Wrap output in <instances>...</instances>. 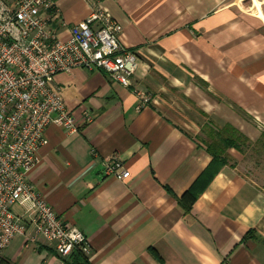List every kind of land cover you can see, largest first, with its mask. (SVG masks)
Returning a JSON list of instances; mask_svg holds the SVG:
<instances>
[{
  "label": "crops",
  "instance_id": "crops-1",
  "mask_svg": "<svg viewBox=\"0 0 264 264\" xmlns=\"http://www.w3.org/2000/svg\"><path fill=\"white\" fill-rule=\"evenodd\" d=\"M54 2L50 26L61 39L92 12L88 0ZM102 4L122 25L138 68L128 87L100 70L55 76L76 128L46 129L29 183L87 237L92 264H264V0ZM229 128L244 143L226 150L228 163L185 212L178 199ZM112 155L128 179L104 173ZM27 207H12L25 232L0 264H63Z\"/></svg>",
  "mask_w": 264,
  "mask_h": 264
},
{
  "label": "built area",
  "instance_id": "built-area-1",
  "mask_svg": "<svg viewBox=\"0 0 264 264\" xmlns=\"http://www.w3.org/2000/svg\"><path fill=\"white\" fill-rule=\"evenodd\" d=\"M88 1V18L70 26L69 36L61 39L50 26V14L57 13L54 0H0V254L25 232L22 217L12 212L16 204L28 206L36 234L54 244L60 258L76 249L89 252L87 237L64 222L27 178L48 142L46 129L53 124L76 128L52 85L57 74L100 70L128 87L138 68V55L122 43V25L102 0ZM58 24L67 26L60 19ZM104 173L117 180L130 177L117 155L106 160Z\"/></svg>",
  "mask_w": 264,
  "mask_h": 264
},
{
  "label": "trees",
  "instance_id": "trees-1",
  "mask_svg": "<svg viewBox=\"0 0 264 264\" xmlns=\"http://www.w3.org/2000/svg\"><path fill=\"white\" fill-rule=\"evenodd\" d=\"M243 136L234 128H229L227 131L221 132L216 136V141L210 143L208 150L212 155V161L208 168L202 172L199 178L192 184V186L178 199V202L184 208L185 212L191 210L192 204L198 197L201 189L211 180L213 175L225 164L228 163L226 150L228 148H241L244 143ZM63 264H92L87 255L82 251L76 249L67 257L62 258Z\"/></svg>",
  "mask_w": 264,
  "mask_h": 264
},
{
  "label": "rangeland",
  "instance_id": "rangeland-1",
  "mask_svg": "<svg viewBox=\"0 0 264 264\" xmlns=\"http://www.w3.org/2000/svg\"><path fill=\"white\" fill-rule=\"evenodd\" d=\"M254 151V150H253ZM255 152V151H254Z\"/></svg>",
  "mask_w": 264,
  "mask_h": 264
}]
</instances>
